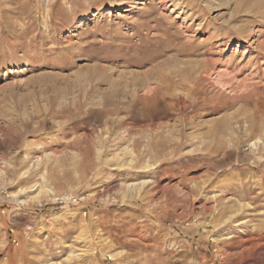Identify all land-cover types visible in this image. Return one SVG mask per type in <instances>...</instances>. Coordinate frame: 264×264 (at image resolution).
<instances>
[{"label":"rangeland","instance_id":"rangeland-1","mask_svg":"<svg viewBox=\"0 0 264 264\" xmlns=\"http://www.w3.org/2000/svg\"><path fill=\"white\" fill-rule=\"evenodd\" d=\"M263 49L264 0H0V264H264Z\"/></svg>","mask_w":264,"mask_h":264},{"label":"bare ground","instance_id":"bare-ground-1","mask_svg":"<svg viewBox=\"0 0 264 264\" xmlns=\"http://www.w3.org/2000/svg\"><path fill=\"white\" fill-rule=\"evenodd\" d=\"M263 45V44H262ZM264 50V49H263ZM86 79V78H85ZM154 90V89H153Z\"/></svg>","mask_w":264,"mask_h":264}]
</instances>
